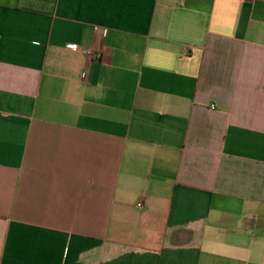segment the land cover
Instances as JSON below:
<instances>
[{"label": "crops", "instance_id": "0c3cea01", "mask_svg": "<svg viewBox=\"0 0 264 264\" xmlns=\"http://www.w3.org/2000/svg\"><path fill=\"white\" fill-rule=\"evenodd\" d=\"M0 264H264V0H0Z\"/></svg>", "mask_w": 264, "mask_h": 264}, {"label": "built area", "instance_id": "2783aa9c", "mask_svg": "<svg viewBox=\"0 0 264 264\" xmlns=\"http://www.w3.org/2000/svg\"><path fill=\"white\" fill-rule=\"evenodd\" d=\"M69 47H71V48H77V45L71 44V45H69ZM139 205L141 206L142 203H140Z\"/></svg>", "mask_w": 264, "mask_h": 264}]
</instances>
